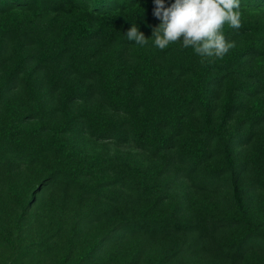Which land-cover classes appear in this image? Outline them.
<instances>
[{
  "label": "rangeland",
  "instance_id": "1",
  "mask_svg": "<svg viewBox=\"0 0 264 264\" xmlns=\"http://www.w3.org/2000/svg\"><path fill=\"white\" fill-rule=\"evenodd\" d=\"M40 24L23 11L0 15V264H264V188L249 163L264 136V96L243 75L245 61L211 69L208 131L192 103L179 129L162 114L167 142L150 152L129 128L139 108L112 107L99 75L74 73L67 40ZM180 43L161 52L92 38L82 63L100 72L115 64L116 95L136 99L143 59L185 79L173 66ZM228 93L232 111L218 129Z\"/></svg>",
  "mask_w": 264,
  "mask_h": 264
},
{
  "label": "trees",
  "instance_id": "2",
  "mask_svg": "<svg viewBox=\"0 0 264 264\" xmlns=\"http://www.w3.org/2000/svg\"><path fill=\"white\" fill-rule=\"evenodd\" d=\"M165 2L170 5L174 0ZM153 8V0H0V15L10 9H13V12H27L36 23L38 20L41 23L39 33L57 31L60 42L67 40V59L71 69L79 75L92 72L98 74L100 89L112 107L139 108L138 116L133 114L134 112L130 113L129 128L133 139L150 152L158 151L167 142L157 128L165 121H160V118H164L162 114H170L173 119L171 127L176 130L180 128V119L187 115L188 107L192 103L203 111L207 108V87L215 81L211 73L212 68L222 69L231 64L232 68L236 69L242 65L238 60L243 59L246 71L243 75L250 79L254 90L264 96V0H240L242 27L239 29L231 28L225 22L223 32L226 38L230 41L239 40L234 52L225 59L215 64L208 58L201 63V57L196 55L191 47L182 48L180 43L173 52V66L178 74L185 77L183 81L154 70L147 59H143L137 72L142 88L139 97L132 99L127 93L122 97L117 96L113 83L119 71L115 64H110L107 72H100L94 67L87 68L82 63L86 52L83 43L96 38L101 45L122 43L141 48L143 46L128 41L125 32L133 23L139 26V30L146 37H151L152 28L160 23L152 14ZM241 9L252 16H245L247 13ZM36 43L39 46L40 41ZM151 44L153 41L149 39L148 44L144 46ZM169 46L172 47V44ZM169 46L159 51L164 52ZM175 80L181 84L180 95ZM254 106L257 108V104ZM203 111V128L208 131L210 123L207 113ZM231 111L232 102L228 93L220 103L218 129H221ZM195 144L198 146L195 152L202 155L203 141H196ZM222 156L230 169L229 153L224 151ZM249 163L253 182L264 188V136L258 139L257 148ZM230 192L234 209L241 214L242 204L234 182L230 185Z\"/></svg>",
  "mask_w": 264,
  "mask_h": 264
},
{
  "label": "clouds",
  "instance_id": "3",
  "mask_svg": "<svg viewBox=\"0 0 264 264\" xmlns=\"http://www.w3.org/2000/svg\"><path fill=\"white\" fill-rule=\"evenodd\" d=\"M153 16L160 21L152 28L151 37H146L137 24L127 29L128 41L140 46L148 44L166 49L170 42L182 40L181 47L194 50L201 57V63L208 58L222 59L235 47L229 41L223 26L234 29L242 27L240 0H174L166 4L165 0H153Z\"/></svg>",
  "mask_w": 264,
  "mask_h": 264
}]
</instances>
